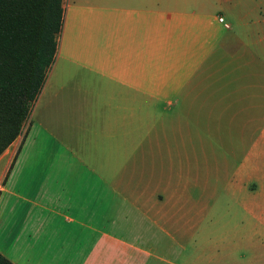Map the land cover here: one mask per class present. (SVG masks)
<instances>
[{
	"label": "crops",
	"instance_id": "crops-1",
	"mask_svg": "<svg viewBox=\"0 0 264 264\" xmlns=\"http://www.w3.org/2000/svg\"><path fill=\"white\" fill-rule=\"evenodd\" d=\"M62 8L43 84L0 154V254L264 264V0Z\"/></svg>",
	"mask_w": 264,
	"mask_h": 264
},
{
	"label": "trees",
	"instance_id": "trees-1",
	"mask_svg": "<svg viewBox=\"0 0 264 264\" xmlns=\"http://www.w3.org/2000/svg\"><path fill=\"white\" fill-rule=\"evenodd\" d=\"M62 20V0H0V154L43 84ZM0 264L13 263L0 254Z\"/></svg>",
	"mask_w": 264,
	"mask_h": 264
},
{
	"label": "built area",
	"instance_id": "built-area-1",
	"mask_svg": "<svg viewBox=\"0 0 264 264\" xmlns=\"http://www.w3.org/2000/svg\"><path fill=\"white\" fill-rule=\"evenodd\" d=\"M218 21L221 22V23H223V25L225 27L227 26V24L223 21V18L222 17H218Z\"/></svg>",
	"mask_w": 264,
	"mask_h": 264
}]
</instances>
